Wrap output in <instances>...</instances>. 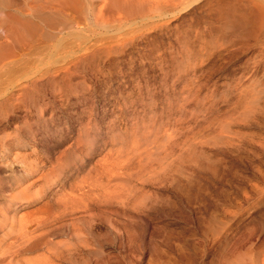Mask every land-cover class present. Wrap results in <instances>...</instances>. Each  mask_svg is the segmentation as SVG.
<instances>
[{
	"label": "rangeland",
	"instance_id": "rangeland-1",
	"mask_svg": "<svg viewBox=\"0 0 264 264\" xmlns=\"http://www.w3.org/2000/svg\"><path fill=\"white\" fill-rule=\"evenodd\" d=\"M12 1L17 5L21 4V0H0V13L3 15L12 13V8L7 6L8 2ZM248 1L252 7L253 5H257L258 9L255 10L253 8L254 11L250 10L251 14L249 15L252 16H248L250 19L245 25L239 24L238 22V17H236V15L239 16V14H241V11L238 10V12L235 11L236 14H233L234 17L232 16L234 18L232 28L224 32L219 25L220 23L215 21V16H212L214 11L211 9L210 16H207L209 12H204L207 11V9H198L203 4L200 3L199 6L197 5L198 7L194 9L195 11H186L184 14L169 18L166 20L167 22L164 21L166 24L163 28L164 30H148L144 31L143 35L140 36L135 33L134 35L137 39L134 43L126 44L128 46L125 45V48L117 55L112 54V57L107 60L101 68L96 67L97 70L96 68L93 69L95 73L93 71H91V73L88 69L84 68L83 64L79 66L83 70L77 67L78 72L80 70L81 72L76 73L77 70H74L75 72L73 71L72 73L73 76L71 74L70 80L66 79L61 85L62 87L58 85H56V87L54 86L51 94L47 91L50 88H47V93H45L47 98H45V100L49 99L53 101L54 109H52L53 111H51V113L47 107L46 110L41 112L40 118L35 109L32 110L30 107L26 109L24 106H20V108L9 113L7 123L2 125L5 127H2L3 131L0 133V137L3 135L8 139L13 137L15 135V128L16 126L19 127V124L25 127L26 130L32 129L35 133L34 138L26 137L28 141L15 152L25 156L27 165L31 163L34 164L37 171L35 170L33 174H31L33 176L30 175L29 178H27V182L31 185L28 190H26L25 199L22 200L23 206L9 208L8 213L6 212L10 215V217H8L11 218L9 222L12 220V222L15 221L16 223L21 216L22 218L25 217V221L28 219V222L26 221L25 223L24 221L25 225L31 221V225L28 224L26 227L30 230L33 229L32 231L37 230L38 232H36L39 234H36L33 239L31 235H35L36 232L34 233L29 230L31 232L29 236L33 239L29 238V242H32L29 243L30 249H28L31 255L28 253L29 251L26 250L24 251L25 253H21L23 255L20 254V258L26 253L28 256L26 254V256L23 257L24 259L37 260L41 258L39 256H42L44 251L40 250V248L36 246L37 244H35L36 249L40 251H36L35 247L31 249V247L34 243H38L39 237L41 239L44 235L42 234V230L39 232L38 229L34 230L32 226L36 221H40L41 223L45 222L43 223L46 225H44V228L48 227L47 230H51L54 227H52L50 223H52L53 219L57 221L56 218L59 217L58 219L61 220L58 222H61V225H63L65 233L63 232V234L60 235L59 232L57 235L50 236L51 238L49 237V240H52L51 242L55 244H57L56 242H62V245H65L63 242L69 239L70 242H67L68 246L71 243H75V240H78L76 239L77 237L75 238V235H78L79 238L84 237L83 231L86 228H90L92 232L90 235L91 237L88 236V239L90 238L89 240L96 242L93 245L94 247L90 246V249L96 247V252L98 250V261L102 259L100 260L102 264H264V148L262 149L264 138V117L262 115L264 114L262 113L263 109H260L261 106H263L262 101L264 100V0ZM216 3L214 2V4ZM204 21H210V23L212 21V23L215 24L214 27L216 30L214 27H211V29L208 27L205 28L202 24ZM216 25L218 26L216 27ZM203 27L204 29L202 30ZM213 28L214 30H212ZM210 30H212V32ZM197 32L198 34L203 33L202 40L200 41L201 50L194 54L197 55L195 57L196 60H193L195 62H193L194 65H191V68H187L184 79V84H188L190 83L188 81L190 77L195 78L194 85H197H195L196 88L191 84L189 85L191 87L188 86L189 89L193 87L194 95L191 94L190 96V94H185L184 96L179 95L180 97H178L170 90L168 94L171 93V95L169 96L174 95L176 97L172 96L173 98H171L168 96V98H166L163 94L165 90L163 89V85H161V83L163 84L161 73L163 71L171 74L170 70H172L174 64L177 63L175 59L182 54L179 52L185 50L181 45L183 43L179 42L180 40L178 39L181 38L183 41V39L186 40L188 37L189 40H186V42L189 41L188 45L190 46V42L195 41L196 37H194V35L196 36ZM181 35L183 36L181 37ZM186 42H184V44ZM174 45L175 47H173ZM191 45L190 47L197 46L196 44ZM189 46H187L186 50H189ZM202 48L207 51H202ZM200 51H202V53ZM155 52H157V54H155ZM159 53H161V56H158L160 55ZM202 54L204 55L202 56ZM172 55H174L175 58L172 57ZM198 56L201 57V59ZM38 57L39 55L37 58L36 56L33 57L34 59H39L38 63H33L40 64L46 60L43 54H41L39 58ZM167 57L169 58L167 59ZM163 58L166 59H164L165 62L163 60L160 61ZM170 58L171 60L173 59V62L170 61ZM197 58H199L200 61ZM34 59H32V61ZM159 62L162 63L159 64ZM29 63L30 62H28V65ZM155 63L158 64H156V66H159V69L161 68L160 70L153 67ZM170 63L173 65L170 66ZM35 64H30V66H36ZM162 69H165V71ZM251 70H255V76L252 82H249L248 72ZM158 71L161 72L159 73ZM150 75H152V78ZM159 77L161 78L158 79ZM153 78L156 80L155 86L153 90L150 91V81ZM247 80L249 84H245L248 83ZM251 83L253 85L250 86ZM242 84H244V87ZM138 85L142 86L139 91L136 88ZM180 87H182V84L178 82L175 83V90H179ZM241 87L245 91L247 87L249 89H247L245 93H242L243 90ZM221 95L224 97L228 96L224 99ZM185 96L186 100L184 99ZM257 105L259 106L257 107ZM51 106L52 103L50 104V107ZM254 108L255 112L259 114L253 111ZM259 111L262 115H260ZM153 116L156 117L153 118ZM163 116L164 122L165 119H167V125L163 123ZM169 121L172 123H169ZM175 121L178 125H175ZM151 122L155 125H152L153 123ZM86 124H88V126ZM170 125L172 126L171 129ZM153 126L155 127L153 128ZM124 127H126L127 132ZM156 127L158 131H156ZM173 128L179 130L181 134ZM161 129H163L164 132ZM225 129H228L227 131L230 129V132L237 136L234 137L235 135H231L236 139L231 138L234 143L236 141L239 145L236 143V145L234 144L233 146L226 145L227 142L232 143V140L230 139L231 141H228V139L226 140L227 142L223 141L225 139V137H223V132H226ZM150 130L153 131L150 132ZM161 132L163 135L164 133L166 134V132L169 133L170 136L166 139L170 137V141L168 140L170 144H168L166 140V144H164V139L163 141L160 140L161 137L159 136H163ZM152 134H155L157 137L155 135L153 137ZM111 137L113 140H111ZM124 138H127L126 140L128 142ZM145 138L150 142L152 140L153 143L148 145L150 142L146 141ZM155 138H158L157 140H160L159 142L162 141L161 143L163 144L159 143L160 146L162 145V148L159 150L157 148V151L155 147L154 154V150L150 147L157 146V144L154 145V143L157 142V140H153ZM240 138L243 142H240ZM221 141L226 143H222ZM219 142L223 144L224 147L222 145L220 146ZM133 143L137 145H140V143L142 145L143 143L144 145L134 146ZM126 144L128 147H126ZM144 146L149 147L151 150L145 148L148 150L143 149L144 151L141 153ZM125 148L131 149L134 152L131 150L127 151ZM164 149L166 150L164 151ZM63 152L65 153L62 154ZM127 152L133 156L129 157ZM144 152L147 153L145 154ZM119 153H122V159L119 157ZM134 154L137 155L134 156ZM139 154H144V157L140 158ZM114 155L115 157L119 155L117 157L119 162L122 160L121 163H124L123 161L127 162L126 157H128L129 162L131 161L132 163L129 165V167H131H126V170V168L121 169L119 167L120 165L116 166L119 162L117 158L113 157ZM122 155H124V157ZM135 157L137 158L135 159ZM10 158L7 159L9 163L11 162ZM57 159L60 160L58 163H61L62 167L69 168L67 171L68 177L66 180L64 179L65 182L63 184L61 183V178L63 176L55 177L54 175L56 173L53 168L56 167ZM112 160H116L115 162L113 161L114 165L118 163L114 166L112 165ZM151 161H153L154 164L161 162L159 163V168L161 167L160 169L163 171L158 170L156 173L150 171V174H148L150 168V170L158 168V164L156 166ZM162 163L166 167H164ZM108 164L112 166L109 165L108 167ZM149 164H151V167ZM110 166L113 170L110 169ZM113 166L118 168H113ZM164 168L167 169V172H165ZM174 168L179 171L175 172ZM6 169L7 168L0 163V181L2 182L6 176ZM122 170H126L128 173L135 171V175L131 173L134 175L133 177L129 176L128 173L124 172L126 175L123 173L122 175L118 172L119 175L121 174L120 179L122 180L127 176L124 181L126 179L128 181L124 182L117 178V171L123 172ZM115 172L117 176L113 174ZM145 172H147V175L151 176L150 179L152 181L148 179L153 186L150 185L148 179H145L146 176L143 177ZM181 173L183 175H181ZM176 174L179 175L177 176ZM136 176L142 179L139 180ZM156 176L158 178L156 179L157 181L155 180ZM176 176L179 181H182L179 182ZM152 178H154V180ZM184 178L186 181H184ZM10 179L13 180L14 178ZM82 179L88 182L97 181L92 184V189H94V191L92 190L94 192L93 197L96 198L98 194V198H100L93 200V197H91L92 193H89L88 195L90 196H87L90 202L87 197L86 200L88 203L84 202V198L83 203L87 205V216L86 218L84 214L82 217V214L78 215V217L76 216L78 219H76L77 224L75 220H73L74 223L68 220H70L73 213H82V209H79L81 211L77 209L83 207L84 204L80 206L79 204H82L80 200L77 204L79 207L74 209L76 210L74 212L72 210L73 213L70 212V215L68 214L69 212L66 213L70 211V209L63 208L64 206L60 203V199L65 194L71 198V193L75 192L73 190L75 187L77 188L76 191L79 193L77 186L80 185ZM131 181L137 183L135 185L138 186L135 187L136 191H132H135L134 193L130 192L133 195L128 194L126 197L124 192H126L127 189L125 191L121 190L122 192L120 189L123 186L128 188ZM69 183L70 185H68ZM122 183L127 184L123 185ZM178 183H183V185L178 187ZM157 184H159L158 187ZM141 187L142 189H139ZM125 188L123 187V189ZM85 189L87 190V188ZM138 189L143 191H139ZM92 191L90 186L89 192ZM103 192H108L107 194L113 197L114 195H118L117 197L119 198H111L108 195H104L106 193ZM180 192L184 193L180 194ZM99 193L101 195H99ZM120 193H124V198H120ZM126 193H129V191ZM136 193H138L139 196ZM11 194H15V192L12 191ZM73 195H75V193ZM135 195L138 200H136L137 198ZM147 196L151 203L146 199ZM98 200L101 201L99 202ZM125 200L129 204V207ZM128 200L131 204L134 200V204L136 205H140L141 202H144V204L146 203L145 208L141 210L144 213L142 214V212H140L141 214L138 217L140 218V216L143 215L146 217V222L145 220H141L143 217H141L140 220L128 222L124 219V216H121L123 214L122 207H124V205H126L124 208H129L128 210H130L131 204ZM119 203L122 205L119 206ZM67 208L69 207L67 206ZM140 209H142V206ZM120 210H122L120 212L122 214L119 213ZM61 215L63 216L60 217ZM110 217L113 218L111 219ZM112 220L114 221L111 222ZM67 221L73 223V225L70 226V223ZM139 221H142L141 224ZM58 222L53 221L54 224L52 223V225L56 226ZM112 225L116 227L114 228ZM72 226L77 227L75 229L78 233L82 226L84 230H81L80 234L76 232L75 235L72 232L71 234L73 235H71L70 229H73ZM13 230L15 231V229H11L8 232L6 231L9 233L6 239L4 238L6 237L5 235L2 239L0 237V248L5 247L7 243L12 241V237L14 236L11 234L15 233H11ZM68 230H70V232ZM81 233H83L82 236ZM71 236H74V239ZM1 250L3 249H0V254ZM81 255L84 258L82 263H85V260L88 261V256L91 258V256L88 255L87 248L81 252ZM91 259L92 260H89L90 263L88 264H93L92 262H94L95 259L93 256ZM98 261L96 262L95 260L97 264L100 263V261Z\"/></svg>",
	"mask_w": 264,
	"mask_h": 264
},
{
	"label": "bare ground",
	"instance_id": "bare-ground-1",
	"mask_svg": "<svg viewBox=\"0 0 264 264\" xmlns=\"http://www.w3.org/2000/svg\"><path fill=\"white\" fill-rule=\"evenodd\" d=\"M18 1V0H17ZM220 1V2H218ZM214 2H218L216 4H214ZM251 2V1H250ZM200 3H203L202 6H200L198 9H207V11H204L205 13L209 12L207 16H210L211 14V9L214 11L212 13V16H215V21H218V23H220L219 25L221 26V28L223 29L224 32H226L227 30H229L230 28H232V25H233V20H234V15L233 14H236V12H238V10L241 11V14H239V16L236 15V17H238V22L239 24H247L249 22V17L252 16V15H249L251 14L250 10H253L254 9H258L257 5L252 7V5L249 3L248 0H21V4L20 5H17L15 4L13 1L12 2H8V5L9 8H12V13H9V14H5L3 15L2 13H0V133L3 131L2 129V125L7 123V120L9 118V113L11 111H14L15 109H18L20 108V106H24L26 109H28L27 107H30V109L37 111V114L40 116L42 113V111L46 110L47 107L49 108V111L51 113V111H53L52 109L53 108V101L47 99L45 100V98H47L45 96V93H47V91L51 92L53 91V88L54 86L56 87V85L58 86H61L63 84V82L66 80V79H69L71 74L73 73V71L77 70V67H79L80 65L84 66V68L88 69L90 72L93 71L94 72V68L96 67H99L101 68L102 65L107 61L109 60L111 57H112V54L114 55H117L119 52H121L123 50V48H125L124 46L126 44H133L134 41L137 39L135 37V33L136 34H139L138 36L140 35H143V32L144 31H156V30H161L164 28V26L166 25L165 22H167L166 20H168L169 18L171 17H175L176 15H181V14H184L186 13V11H191V10H194L196 9ZM254 3V2H253ZM258 3V2H256ZM198 5V6H197ZM254 8V9H253ZM1 11V10H0ZM195 11V10H194ZM258 11V10H257ZM202 12V11H201ZM240 13V12H239ZM238 14V13H237ZM3 15V16H2ZM205 15V14H203ZM233 16V17H232ZM249 16V17H248ZM254 16V15H253ZM206 17V16H205ZM204 18V17H203ZM207 18V17H206ZM173 19V18H172ZM205 19V18H204ZM214 19V17H213ZM254 19V18H253ZM252 19V20H253ZM200 20V19H199ZM165 21V22H164ZM213 21V20H212ZM211 21H204L202 22V24L204 25V27H208L211 29V27H214L215 24H213ZM201 23V22H200ZM217 23V24H218ZM199 24V23H198ZM201 25V24H200ZM189 26V25H188ZM218 25H216L217 27ZM236 26V24H235ZM204 27L202 28V30L204 29ZM166 28V27H165ZM215 28V27H214ZM214 28L212 30H214ZM198 29V28H197ZM219 29V27H218ZM164 30V29H163ZM162 30V31H163ZM212 30H210L212 32ZM216 30V28H215ZM194 31V30H193ZM200 32V31H199ZM203 32V31H201ZM183 33V32H182ZM205 33V32H204ZM215 33V32H214ZM217 33V31H216ZM196 34V33H195ZM203 34V33H202ZM202 34H196V36L194 35V37H196L195 41L194 42H190V46H192L191 44L193 45H197V46H194V47H190L188 44V42H186V40H189L188 37L187 39H183L184 42H186L184 44V42L182 41V39H178L180 40L179 42H182L183 44H181L183 46V52H179V53H182L180 54L181 56L178 57L176 60L177 63L174 64V67L172 70H170L171 74L169 72H163L161 73L162 75V79H163V84L161 83V85H163V89L165 90V93L164 96L166 98H168L170 94H168L170 92V90H172V93L175 94L176 96L180 97L179 95H185V94H193V90L192 89L193 87L196 88V86L194 85V79L195 78H191L188 80L190 83L188 84H184V79H185V75H186V70L187 68H191V65L193 66L195 61L193 60H196V56L197 55H194L195 53H197V51L201 50V44H200V41L202 40V37L203 35ZM183 35H181L182 37ZM185 36V35H184ZM210 37V36H209ZM177 39V38H176ZM155 41V40H154ZM177 41V40H176ZM175 41V42H176ZM191 41V40H190ZM204 41V40H203ZM178 42V41H177ZM207 42V41H206ZM156 44V43H155ZM154 44V45H155ZM178 44V43H177ZM206 44V43H205ZM204 44V45H205ZM152 45V46H154ZM173 45V44H172ZM172 45H169V46H172ZM179 45V46H181ZM213 45V44H212ZM128 46V45H126ZM157 46V45H156ZM178 46V45H177ZM188 47V49L191 51L190 52L189 50H186V48ZM206 46V45H205ZM158 47V46H157ZM175 47V45L173 46ZM171 47V48H173ZM156 48V47H155ZM154 48V49H155ZM170 48V49H171ZM177 48V47H176ZM182 48V47H181ZM191 48V49H190ZM180 49V48H179ZM203 49V48H202ZM158 50V49H157ZM167 50V49H166ZM165 50V51H166ZM151 51V50H150ZM164 51V50H163ZM169 51V50H168ZM202 51H207V50H202ZM202 51H200L202 53ZM177 52V53H178ZM199 52V54H200ZM167 53V52H166ZM170 53V51H169ZM173 53V51H172ZM171 53V54H172ZM204 53V52H203ZM41 54H43V56L46 57V60L40 64H35L33 62H37L39 61V59H34L33 57L39 55V57L41 56ZM45 54V55H44ZM155 54H157V52H155ZM160 55L158 56H161V53H159ZM151 55V54H150ZM176 55V54H175ZM178 55V54H177ZM204 54H202L203 56ZM138 56V55H137ZM163 56V55H162ZM201 56V55H200ZM201 56V57H202ZM38 57V58H39ZM172 57H174V55H172ZM171 57V58H172ZM199 57V56H198ZM201 57H199L201 59ZM160 58V57H159ZM158 58V59H159ZM169 57H167L168 59ZM170 58V61L173 62V59L171 60ZM175 58V57H174ZM197 58L199 61L200 59ZM32 59L34 60H37V61H32ZM139 59V57H138ZM151 59V58H150ZM165 58L161 59L160 61H164ZM166 60V59H165ZM32 61V63H31ZM151 61V60H150ZM28 62L29 65H28ZM138 62H141V61H138ZM165 62V61H164ZM169 62V61H168ZM198 62V61H197ZM196 62V63H197ZM158 63V62H157ZM155 63L153 66L154 68H158L159 66H156ZM162 62H159V64H161ZM189 63V64H188ZM30 64H35L36 66H30ZM188 64V65H187ZM158 65V64H157ZM170 66L171 63L169 64ZM28 66V67H27ZM30 66V67H29ZM80 69H82L81 67H79ZM155 68V69H156ZM167 68V67H166ZM169 69H171L170 67H168ZM73 69V70H72ZM153 69V68H152ZM161 69V68H160ZM158 68V70H160ZM255 69V68H254ZM83 70V69H82ZM97 70V68H96ZM95 70V71H96ZM165 71V69H162ZM74 71V72H75ZM99 71V70H98ZM101 71V69H100ZM167 71V69H166ZM78 72V70L76 71V73ZM81 72V70L79 71ZM78 72V73H79ZM157 72V71H156ZM159 72V71H158ZM161 72V71H160ZM159 72V73H160ZM92 73V72H91ZM95 73V72H94ZM155 73V72H154ZM249 73V82L253 80L254 76H255V70H251L248 72ZM247 73V74H248ZM75 74V73H74ZM84 74V73H83ZM262 75V73H261ZM73 76V74H72ZM151 78H152V75H150ZM160 76V74H159ZM193 76V75H192ZM195 76V75H194ZM248 76V75H247ZM156 77V76H155ZM187 77V76H186ZM161 77H159L158 79H160ZM245 78V77H243ZM70 80V79H69ZM245 80V79H244ZM242 80V81H244ZM261 80V79H260ZM153 81V82H152ZM155 79H151L150 81V91L153 90V87L155 86ZM196 81V80H195ZM255 81V80H254ZM253 81V83H254ZM147 82V81H146ZM180 83L182 84V87L179 88V90H175L174 89V85L175 83ZM248 82V80H247ZM248 83H245V84H249ZM67 83V82H66ZM75 83V82H74ZM196 83V82H195ZM199 83V82H198ZM77 84V83H75ZM74 84V85H75ZM171 86H170V85ZM192 85L193 87L191 89L188 88L189 85ZM264 84V82H263ZM136 85V84H135ZM159 85V84H158ZM240 85V84H239ZM243 87H244V84H242ZM253 85L252 83L250 84V86ZM261 85V84H260ZM199 86V85H198ZM238 86V85H237ZM236 86V87H237ZM246 86V85H245ZM248 86V85H247ZM249 86V88H250ZM62 87V86H61ZM65 87V86H64ZM191 87V86H189ZM264 87V86H263ZM47 88H50L46 91ZM137 90L139 91L142 86L138 85L136 86ZM242 88V87H241ZM247 87V89H249ZM59 89V88H58ZM160 89V88H159ZM198 89V87H197ZM235 89V88H234ZM240 89V88H239ZM246 89V91H247ZM251 89V88H250ZM55 90V89H54ZM161 90V89H160ZM243 90V88H242ZM241 90V91H242ZM58 91V90H57ZM162 91V90H161ZM197 91V90H196ZM230 91V90H229ZM233 91V90H232ZM245 90L242 91V93L246 92ZM250 91V90H249ZM248 91V92H249ZM264 91V89H263ZM195 92V91H194ZM236 92V91H235ZM147 93V92H146ZM151 93V92H150ZM227 93V92H226ZM234 93V92H233ZM237 93V92H236ZM239 93V91H238ZM240 93V94H242ZM221 94V93H220ZM231 94V93H230ZM186 95V96H187ZM194 95V94H193ZM224 95V94H223ZM221 95V97L223 96ZM226 95V94H225ZM150 96V95H149ZM174 96V95H172ZM172 96H169L171 98H173ZM174 96V97H176ZM186 96L184 97V99L186 100ZM228 96V95H227ZM227 96H223L224 99H226ZM241 96V95H240ZM188 97V96H187ZM220 97V95H219ZM170 98V99H171ZM195 98V97H193ZM209 98V97H208ZM237 98V97H236ZM63 99V98H62ZM190 99V98H189ZM192 99V97H191ZM217 99V98H216ZM215 99V100H216ZM262 99V98H261ZM264 99V97H263ZM262 99V100H263ZM28 100V101H27ZM167 100V99H166ZM177 100V99H176ZM182 100V99H181ZM188 100V99H187ZM221 100V99H220ZM51 101V102H50ZM179 101V100H178ZM260 101V100H259ZM176 102V101H174ZM183 102V101H182ZM187 102V101H186ZM212 102V101H211ZM224 102V101H223ZM52 103V106L50 107V104ZM263 103V106H261L260 109H263V114H264V100L262 101ZM261 103V104H262ZM170 104V103H169ZM175 104V103H174ZM188 104V103H187ZM176 105V104H175ZM259 105H257L258 107ZM162 107V106H161ZM256 107V106H254ZM177 109V107H176ZM160 110V109H159ZM166 110V109H165ZM168 110V108H167ZM173 110V109H171ZM170 110V111H171ZM259 110V108H258ZM57 111V110H56ZM169 111V112H170ZM184 111V110H183ZM253 111L255 112V108L253 109ZM144 112V111H143ZM178 112V111H176ZM260 112V111H259ZM13 113V112H12ZM53 113V112H52ZM155 113V112H154ZM152 113V114H154ZM159 113V112H158ZM257 113V112H255ZM167 114V113H166ZM171 114V113H170ZM176 114V113H175ZM193 114V113H192ZM253 114V113H252ZM259 114V113H257ZM156 115V114H155ZM169 115V114H167ZM260 115L261 112H260ZM152 116V115H151ZM166 116V115H165ZM179 116V115H178ZM183 116V115H182ZM257 116V115H256ZM255 116V117H256ZM264 117V115H262ZM156 117V116H153V118ZM159 117V116H158ZM161 117V116H160ZM169 117V116H168ZM176 117V116H175ZM259 117V116H257ZM41 118V116H40ZM163 118V123L164 125L167 121V119H165V122H164V116L162 117ZM171 118V117H170ZM184 118V117H183ZM159 119V118H158ZM255 119V118H254ZM253 119V120H254ZM52 120V119H51ZM161 120V119H160ZM170 120V119H168ZM175 120V119H174ZM173 121V120H172ZM252 121V120H251ZM52 122V121H51ZM162 122V121H161ZM160 122V124H161ZM53 123V122H52ZM110 123V122H109ZM124 123V122H123ZM147 123V122H146ZM153 123V122H151ZM169 123H172L169 121ZM174 123V122H173ZM179 123V122H178ZM143 124V123H142ZM158 124V123H157ZM159 124V126H160ZM176 121H175V125H176ZM85 125V124H84ZM88 126V124H86ZM141 125V124H140ZM148 125V124H147ZM150 126L152 125H155L154 123L151 125L149 124ZM174 125V124H172ZM178 125V124H177ZM109 126V125H108ZM157 126V125H156ZM169 126V125H168ZM171 126V125H170ZM5 127V126H4ZM3 127V128H4ZM155 126H153L154 128ZM162 127V126H161ZM165 127V126H164ZM175 127V126H174ZM89 128V127H88ZM119 128V127H118ZM125 128V131H126V127ZM152 128V127H151ZM172 128V126L170 127V129ZM179 128V126H178ZM85 129V128H84ZM160 129V128H158ZM174 130L176 128H173ZM181 129V128H180ZM128 130V129H127ZM163 131V129H161ZM159 130V131H161ZM169 130V129H168ZM166 130V131H168ZM173 130V131H174ZM177 130V129H176ZM175 130V131H176ZM187 130V129H186ZM226 130V129H225ZM228 130V129H227ZM226 132L224 131V135L226 133V135L223 137H225V139L223 141H231L232 140V143L231 142H222V143H226V145H231L233 146L235 143L237 144L238 142L235 141V143L233 142V139L234 137H237L235 134V136L233 135V133L230 132V129L229 131ZM232 130V129H231ZM121 131V130H120ZM124 131V132H125ZM136 131V130H135ZM144 131V130H142ZM153 131V130H150V132ZM156 131L157 130V127H156ZM172 131V130H171ZM179 132V130H177ZM183 131V130H182ZM127 132V131H126ZM141 132V131H139ZM138 132V133H139ZM164 132V131H163ZM169 132V131H168ZM177 132V133H178ZM185 132V131H184ZM154 133V132H153ZM160 133V132H159ZM170 133V132H169ZM169 133L166 132V134L164 133L163 136H159L161 137L160 140L163 141L164 139V144H166L165 140L167 141L168 143V140L170 141V137L168 139H166L169 135ZM175 133V132H174ZM181 134V132H179ZM111 134V133H110ZM129 134V133H128ZM127 134V135H128ZM140 134V133H139ZM183 134V132H182ZM120 135V134H119ZM135 135V134H134ZM144 135V134H143ZM155 134H152V136L154 137ZM185 135V134H184ZM233 135V136H231ZM35 136V133L33 132L32 129H25V127L23 126H20L19 124V127L16 126L15 128V135L11 138H7L5 135L1 136L0 137V163L3 164V166L6 169V176L4 177V181H0V237L1 239L4 237V235L6 237H4L5 239L7 238V236H9L7 233L9 230L11 229H15V231H11V233L15 232L14 234H11L12 236V241H10L9 243H7V245L3 248H0V249H3L1 250V254H0V264H85V263H90L89 260H92V256L93 258L96 260V262L98 261V257H97V252H96V247L93 249H90V246L94 247V243H96L95 241L93 242L92 240H89L88 239V236L91 235V232L90 230L92 229H82V227L85 225H83L81 227V229L79 230L81 232V230L84 232L81 233V236L82 234L85 235L84 237H81L79 238L78 235H75L76 232L78 233V231L75 229L77 227H73V229H70L68 230L70 232V234L73 232L74 235H75V238L78 239L77 241L75 240L74 242L75 243H71L67 246V242H70V240H66V242H63L65 245H62V242H56L57 244L51 242L49 240V237L50 236H53V235H57V233L60 232V235L63 234L64 232V227L63 225H61V222H58L60 221L61 219H57V221L55 219H53V221L55 222H58V224L56 226L52 225V228L51 230H47V228H44L46 225L41 223L40 221H36L34 223V225L32 226V228H34V230L38 229L39 232H41L42 230V234L44 235L43 238L38 239V243H34L31 247L36 249V246H38L40 248V250H43L44 251V254L42 256H39L41 258H38L37 260H31V259H24L23 257L26 256V254L20 258L22 252L24 251H29L28 249H30L29 247V238H31L29 235H31L30 233L31 232H36V231H32L33 229H29L27 228L26 226L28 224L31 223V221H29L30 223H28L27 225H25L26 221L28 220H24L26 219L25 217L22 218V216L18 219V221L15 223L12 222V220H10L11 222H9V218L10 215H8V209L9 208H12V207H22L23 206V203H22V200L25 199L24 196L26 194V190H28L29 186L31 185L29 182H27V178H29V176L31 174H33V172L36 170L35 168V165L34 164H29L27 165V161H26V158L25 156L23 155H20V153H17L15 152L17 149H19L20 147L24 146L25 143L28 141L26 139L27 138H34ZM138 136V135H137ZM142 136V135H140ZM145 136V135H144ZM143 136V137H144ZM156 136V135H155ZM222 136V135H221ZM82 137V136H81ZM132 137V136H131ZM147 137V135H146ZM152 137V138H153ZM157 137V136H156ZM163 137V138H162ZM232 137V138H231ZM239 137V135H238ZM261 137V136H260ZM7 138V139H6ZM85 138V137H84ZM129 138V137H128ZM134 138V137H133ZM150 138V137H149ZM242 138V137H241ZM240 138V142L242 141ZM116 139V137H115ZM125 139V138H124ZM123 139V140H124ZM127 139V138H126ZM125 139V140H126ZM135 139V138H134ZM146 139V138H145ZM158 139V138H157ZM156 138L153 139V140H157ZM220 139V138H219ZM231 139V140H230ZM236 139V138H234ZM243 139V138H242ZM247 139V138H246ZM245 139V140H246ZM88 140V139H87ZM111 140L112 137H111ZM119 140V139H118ZM136 140V139H135ZM134 140V141H135ZM151 140V139H150ZM159 140V141H160ZM244 140V141H245ZM116 141V140H115ZM127 141V140H126ZM140 141V140H139ZM146 141H148L146 139ZM145 141V142H146ZM157 140V142L154 143L157 144V147L156 145L153 147L151 146L150 148H152V150L155 149L156 147V151H157V148L158 150L161 149L162 145L160 146L159 142ZM174 141V140H173ZM172 141V142H173ZM259 141V139H258ZM79 142V141H78ZM90 142V141H89ZM128 142V141H127ZM150 142V141H148ZM146 142V143H148ZM243 142V141H242ZM81 143V142H80ZM115 143V142H114ZM117 143V142H116ZM132 143V142H130ZM137 143V142H135ZM134 144L137 145V144ZM153 141L151 140L149 144H152ZM161 143V144H163ZM86 144V142H85ZM88 144V142H87ZM129 144V143H128ZM170 144V143H168ZM167 144V145H168ZM235 144V145H236ZM122 145V144H121ZM127 145V144H126ZM130 145V144H129ZM139 145V144H138ZM137 145V146H138ZM141 145V143H140ZM139 145V146H140ZM144 144L142 143L141 146H143ZM219 145L223 146V144H220L219 142ZM239 145V144H237ZM257 145V144H256ZM263 145V147H262ZM261 145L262 149L264 148V138H263V144ZM116 146V145H115ZM119 146V145H118ZM131 146V145H130ZM164 146V145H163ZM169 147H171L170 145H168ZM219 146V147H220ZM69 147V146H68ZM128 147V145L126 146ZM224 147V146H223ZM229 147V146H228ZM240 147V146H239ZM120 148V147H119ZM130 148V147H129ZM140 148V147H139ZM145 148H149V147H146L144 146V148H142V152L144 150H148V149H145ZM149 148V149H150ZM233 148V147H232ZM238 148V147H236ZM235 148V149H236ZM124 149V148H122ZM127 149V148H125ZM133 149V148H132ZM144 149V150H143ZM168 149V148H167ZM70 150V149H69ZM131 149H127V151H129ZM140 150V149H139ZM138 150V151H139ZM151 150V149H150ZM155 150L153 151V153L155 152ZM166 149H164L165 151ZM232 150V149H230ZM264 150V149H263ZM68 151V150H67ZM74 151V150H73ZM118 151V149H117ZM133 151V150H131ZM134 152V151H133ZM132 152V153H133ZM65 152H63L62 154H64ZM114 153V152H113ZM123 153H126V152H123ZM130 156H133V155H130L129 152H127ZM138 153V152H137ZM145 153V152H144ZM147 153V152H146ZM145 153V154H146ZM152 153V154H153ZM222 153V152H220ZM69 154V153H68ZM110 154V153H109ZM120 154V153H119ZM122 154V153H121ZM121 154L119 156L121 158ZM155 154V153H154ZM160 154V153H159ZM12 155V156H11ZM70 155V154H69ZM113 155V154H112ZM111 155V156H112ZM125 155V154H124ZM124 155H122L124 157ZM126 155V156H127ZM137 155V154H136ZM134 154V156H136ZM142 155V154H141ZM140 156L141 157H144L143 155ZM158 155V154H156ZM109 156V155H108ZM115 157V155L113 157L117 158V161L119 160L118 157ZM125 156V157H126ZM138 156V157H139ZM155 156V155H154ZM180 156V155H179ZM11 157V158H10ZM79 157V156H78ZM106 157V156H105ZM160 157V156H159ZM11 159L10 163L7 161V159ZM58 158L60 159V157L58 156ZM76 158V157H75ZM127 158V162L123 161L124 163H121L122 160L118 163V165H116L117 163H115L116 166H119L121 169H125L126 167L130 168L129 165H131V161L129 162V158ZM137 157H135L136 159ZM157 158V157H156ZM161 158V157H160ZM166 158V157H165ZM110 159V158H109ZM113 159V158H112ZM122 159V158H121ZM132 159V157H131ZM133 159V160H135ZM155 159V157H154ZM126 160V159H125ZM139 160V159H138ZM137 160V161H138ZM161 160V159H159ZM60 160L57 159V164H56V167L53 168L55 171L56 174L55 177H62L61 178V183L63 184L65 181L64 179L66 180L67 179V171L68 169L67 168H64L62 167L61 163L59 164ZM115 162L116 160H112V162ZM158 161V160H157ZM162 161V160H161ZM8 162V163H6ZM106 162V161H105ZM109 162V160H108ZM114 162L112 165H114ZM133 162V161H132ZM136 162V161H134ZM153 163V161H151ZM110 163V162H109ZM151 163V164H152ZM157 163V162H156ZM161 163V162H159ZM159 163L158 164V168H159ZM122 164V165H121ZM149 164V166L151 165ZM154 164V163H153ZM152 164V165H153ZM157 164H154L157 166ZM163 164V163H162ZM170 164V163H169ZM66 165V164H65ZM109 165L111 164H108V167ZM111 165V166H112ZM114 165V166H115ZM135 165V164H134ZM133 165V166H134ZM153 165V166H154ZM166 165H167V162H166ZM178 165V164H177ZM176 165V167H177ZM29 166V167H27ZM71 166V165H69ZM104 166H105V163H104ZM102 166V167H104ZM110 166V167H111ZM113 168H118V167H114ZM148 166V167H149ZM162 166V165H161ZM164 166V164H163ZM163 166H162V169H163ZM168 166V165H167ZM106 167V166H105ZM104 167V168H105ZM138 167V166H136ZM151 167V166H150ZM166 167V166H164ZM179 167V165H178ZM182 167V166H181ZM135 168V166H134ZM154 168V167H152ZM156 168L154 171L153 170H147L149 171L148 174H150V171H152L153 173L157 172L158 170H161L160 168L158 169ZM168 168V167H167ZM112 169V167L110 168ZM119 169V170H121ZM133 169V167H132ZM131 169V170H132ZM183 169V168H182ZM39 170V169H38ZM102 170V169H101ZM113 170V169H112ZM127 170V168H126ZM126 170H122L123 172L121 171H117L120 172L121 174L123 173L124 175H126L125 173H128L126 172ZM165 172H167L166 168H164ZM175 170V168H174ZM37 171V170H36ZM99 171V170H98ZM115 171V169H114ZM163 171V170H161ZM159 171V172H161ZM176 171H179V170H175ZM185 171V170H184ZM53 172V173H54ZM112 172V171H110ZM125 172V173H124ZM134 172V173H133ZM131 171L129 174V176H133L135 175V171ZM151 172V174H152ZM61 173V174H60ZM134 175H132V174ZM147 172H145V175L143 177L146 176L145 179H150V175H147L146 174ZM170 173V172H168ZM60 174V176H59ZM114 175L117 176L116 172L113 173ZM121 174L119 175L118 173V176L117 178H121ZM122 174V175H123ZM131 174V175H130ZM99 175V174H98ZM106 175V174H105ZM155 175V174H154ZM159 175V174H158ZM164 175V174H163ZM169 175V174H168ZM177 175V174H176ZM179 175V174H178ZM177 175V176H178ZM181 175H183L181 173ZM180 175V176H181ZM33 176V175H31ZM173 176V175H172ZM176 176V179H178ZM108 177V176H107ZM127 177V176H126ZM124 177V179L126 178ZM137 177V176H136ZM154 177V176H152ZM159 177V176H158ZM163 177V176H162ZM167 177V175H166ZM182 177V176H181ZM186 177V176H185ZM10 178H14L13 180L10 179ZM95 178V177H94ZM129 178V177H128ZM139 179V177H137ZM168 178V177H167ZM180 178V177H179ZM1 179V178H0ZM59 179V178H58ZM84 179V178H83ZM79 180L81 183L80 185H76L78 187V191L79 193L76 191L77 188H74L73 190L75 191V195H73L74 193H71V198H69L68 195H64L61 197L60 199V203L63 204V208H66V209H70V211H67L65 210L66 213L70 214L73 213L74 209H76L77 207L82 206L84 204L83 207H79L77 210L78 211H81L79 209H82V213L80 212L79 214H74L71 216L70 222H73V220H75V222L78 220L77 217L78 215H81V217L85 216L86 218V203H83L84 201V198H85V201L84 202H87L88 201L86 200V197L87 196H90L88 195L89 193H92L91 197H93L94 195V189H92V184H94L93 182H97V181H91V182H88L87 180ZM97 179V178H95ZM106 179V178H105ZM118 179V180H119ZM124 179H120L122 181H124ZM130 179V178H129ZM133 179V178H132ZM142 179V178H140ZM139 179V180H140ZM148 179V180H149ZM154 180V178H152ZM158 179L157 176L155 178V180ZM181 179V178H180ZM185 179V178H184ZM98 180V179H97ZM114 180V179H113ZM135 180V179H134ZM137 180V179H136ZM144 180V179H143ZM151 180V179H150ZM150 180H149V183H150ZM170 180V179H169ZM172 180V179H171ZM175 180V179H174ZM173 180V181H174ZM189 180V179H188ZM7 181V182H6ZM70 181V180H69ZM112 181V179H111ZM121 181V182H122ZM128 180L126 179L124 182H127ZM130 181V180H129ZM142 181V180H141ZM140 181V182H141ZM146 181V180H145ZM152 181V180H151ZM157 181V180H156ZM155 181V182H156ZM161 181V180H160ZM159 181V182H160ZM167 181V179H166ZM179 181V179H178ZM182 181V180H180ZM179 181V182H180ZM186 181V179L184 180ZM6 182V184H5ZM110 182V181H109ZM114 182V181H113ZM120 182V183H121ZM139 182V181H138ZM148 182V181H147ZM172 182V181H171ZM170 182V183H171ZM59 183H60V180H59ZM106 183H107V180H106ZM111 183V182H110ZM132 183V184H131ZM130 183V187L128 186V188H125L126 186H123L125 189H123V187L120 189L125 191L126 189V192L129 191V193H125L126 197L128 194H131L130 192H132L133 190L136 191V188L138 185H135L137 183H133L131 181ZM148 183V184H149ZM164 183V182H163ZM189 183V182H188ZM66 184V183H65ZM77 184V183H76ZM86 186H85V185ZM112 184V183H111ZM123 184V183H122ZM121 184V185H122ZM127 183H124L123 185H126ZM140 184V183H139ZM153 184H154V181H153ZM161 184V183H159ZM157 184V187L158 185ZM176 184V183H175ZM174 184V186L176 187V185ZM186 184V183H185ZM70 185V183L68 184ZM102 185V184H101ZM107 185V184H106ZM109 185V184H108ZM107 185V186H108ZM151 186H153L151 183H150ZM156 185V184H155ZM178 187H180V185L182 186V184L178 183L177 184ZM90 186H91V191L92 192H89L90 190ZM95 186V185H93ZM110 186V185H109ZM163 186V185H161ZM172 186V185H171ZM80 187V189H79ZM102 187V186H101ZM170 187V186H169ZM186 187V186H185ZM87 188V190L85 189ZM166 188V187H165ZM171 188V187H170ZM169 188V189H170ZM173 188V187H172ZM183 188V187H182ZM139 189H142L139 188ZM138 189V190H139ZM173 189H176V188H173ZM184 189V188H183ZM72 190V191H73ZM172 190V189H171ZM180 190V189H179ZM13 192H15V194H11ZM81 191V192H80ZM96 191V190H95ZM102 191V190H101ZM107 191V190H106ZM134 191V192H135ZM139 191H143V190H139ZM177 191V190H176ZM174 191V192H176ZM181 191V190H180ZM183 191V190H182ZM185 191V189H184ZM77 192V193H76ZM97 192V191H96ZM122 192V191H121ZM132 192V193H134ZM179 192V191H178ZM70 193V192H69ZM98 193V192H97ZM95 193V194H97ZM101 193V192H100ZM99 193V195H101ZM103 193H106V192H103ZM108 193V192H107ZM104 194V195H108L110 196L111 198L113 197L112 195H109V194ZM123 193V194H124ZM148 193V192H147ZM184 192H180V194H183ZM122 193H120V198H124ZM138 194V193H136ZM178 194V193H177ZM178 194V195H180ZM63 195V194H62ZM70 195V194H69ZM122 195V197H121ZM133 195V194H131ZM130 195V196H131ZM141 195V194H140ZM68 196V198H67ZM103 196V195H102ZM106 196V197H108ZM118 195H114V199L117 197ZM136 196V195H135ZM139 196V194H138ZM143 196V195H142ZM149 196V195H148ZM148 196L146 197V199H148ZM66 197V198H65ZM76 197V198H75ZM178 197V196H177ZM184 197V196H183ZM89 197H87L88 199ZM95 197H93V200H97L96 198H98V194H97V197L94 199ZM100 198V197H99ZM98 198V199H99ZM105 198V197H104ZM103 198V199H104ZM119 198V197H117ZM134 198V196H133ZM137 198V196H136ZM135 198V199H136ZM182 198V196H181ZM58 199V198H57ZM91 199V198H90ZM128 199V198H127ZM81 200L80 203L82 204H78V202ZM89 200V199H88ZM113 200V199H112ZM120 200V199H119ZM138 200V198L136 199ZM135 200V201H136ZM145 200V199H144ZM92 201V200H91ZM99 202L101 200H98ZM114 201V200H113ZM126 201V200H125ZM90 202V200H89ZM94 202V201H93ZM129 202V200H128ZM148 202H150V200L148 199ZM116 203V202H115ZM127 203V201H126ZM130 203V202H129ZM134 200H133V203L131 204L130 206V210H128L129 208V204L127 203V208H124L126 207V205H124L123 208V214L120 213L122 210L119 211L120 214H122L121 216H124L125 220L126 221H137V220H140L141 217H143L141 220H145L146 222V217H144L143 215L139 217V215L141 214L140 212H142L141 210H143L145 208V204L144 202H141L140 205H136L134 204ZM143 203V204H142ZM92 204V203H90ZM111 204V203H110ZM157 204V203H156ZM86 205V206H85ZM89 205V204H88ZM119 206H121L122 204H118ZM67 206L69 208H67ZM100 206V205H99ZM142 206V209H140V207ZM147 206V205H146ZM119 208V207H117ZM61 209V208H60ZM63 210V209H61ZM73 210V212H72ZM153 210V209H152ZM7 212V213H6ZM71 212V213H70ZM86 212V213H85ZM89 212V211H88ZM7 215H6V214ZM77 213V212H76ZM144 212H142L143 214ZM53 214V213H52ZM67 214V215H68ZM148 214V213H147ZM65 215V214H64ZM89 215V214H88ZM91 215V214H90ZM9 216V217H8ZM63 215H61L60 217H62ZM77 216V217H76ZM13 217V216H12ZM69 217V216H68ZM65 218V217H64ZM80 218V217H79ZM84 218V217H83ZM82 218V219H83ZM111 219L113 217H110ZM8 219V220H7ZM39 219V218H38ZM77 219V220H76ZM110 219V220H111ZM148 219V218H147ZM72 220V221H71ZM86 220V219H85ZM124 220V221H125ZM25 221V223H24ZM67 221V222H68ZM81 221V220H80ZM114 220H112L111 222H113ZM23 222V223H22ZM28 222V221H27ZM68 222V223H70ZM140 222V221H139ZM142 222V221H141ZM140 222V224H141ZM15 223V224H14ZM66 223V222H64ZM74 223V222H73ZM73 223H70V226L73 225ZM77 223V222H76ZM75 223V224H76ZM115 223H116V220H115ZM126 223V222H125ZM124 223V224H125ZM136 223V222H135ZM54 224V223H53ZM63 224V223H62ZM78 224V223H77ZM123 224V223H122ZM121 224V225H122ZM31 225V224H30ZM29 225V226H30ZM45 225V226H44ZM67 225V224H66ZM137 225V224H136ZM68 226V225H67ZM76 226V225H75ZM79 226V225H78ZM114 226V228L116 227L115 225H112V227ZM126 226V225H125ZM124 226V228H125ZM129 226V225H128ZM131 226V225H130ZM86 227V226H85ZM67 228V227H66ZM70 228V227H69ZM79 229V227H78ZM31 232H30V231ZM126 230V229H125ZM124 230V231H125ZM128 230V229H127ZM7 231V232H6ZM123 231V232H124ZM38 232V231H37ZM37 232L35 233V235H31L33 236L32 238L34 239ZM80 232L78 234H80ZM65 233V232H64ZM67 233V232H66ZM7 234V235H6ZM41 234V233H40ZM39 235V234H37ZM73 235V234H71ZM41 236V235H40ZM69 237V236H68ZM72 237V236H71ZM74 237V236H73ZM72 237V238H73ZM87 237V239H86ZM91 237V236H90ZM96 237V236H95ZM31 238V239H32ZM51 238V237H50ZM32 239V240H33ZM74 239V238H73ZM97 239V238H96ZM55 240V239H53ZM94 240V239H93ZM98 240V239H97ZM4 241V239H3ZM65 241V240H64ZM72 241V240H71ZM90 241V242H89ZM36 242V241H35ZM32 243V242H31ZM35 244H37L35 246ZM60 244V245H59ZM100 244V243H99ZM98 244V245H99ZM66 246V247H65ZM89 247V248H88ZM88 249V255L91 256V258L88 256V261L85 260V263H82L84 260V258L82 257L81 255V252L84 250V249ZM34 249V250H35ZM39 249H36V251H38ZM39 250V251H40ZM90 250V251H89ZM32 251V250H31ZM35 251V252H36ZM42 251V252H43ZM33 252V251H32ZM25 253V252H24ZM30 255H31V252L29 251L28 252ZM21 254V255H20ZM81 255V256H80ZM86 255V254H85ZM28 256V254H27ZM102 256V255H101ZM102 258V257H101ZM104 258V257H103ZM124 259V258H123ZM94 260V262H92L93 264L96 263ZM102 260V259H100ZM99 260V261H100ZM87 261V262H86ZM98 261V262H99ZM101 263V261H100ZM99 263V264H100ZM97 264V263H96ZM102 264V263H101Z\"/></svg>",
	"mask_w": 264,
	"mask_h": 264
}]
</instances>
